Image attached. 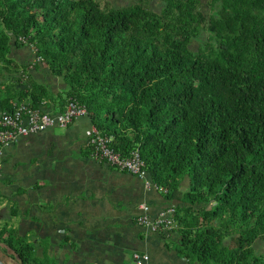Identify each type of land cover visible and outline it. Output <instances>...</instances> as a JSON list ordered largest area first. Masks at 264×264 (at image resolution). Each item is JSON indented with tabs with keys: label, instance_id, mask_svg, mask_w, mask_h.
I'll return each instance as SVG.
<instances>
[{
	"label": "trees",
	"instance_id": "obj_1",
	"mask_svg": "<svg viewBox=\"0 0 264 264\" xmlns=\"http://www.w3.org/2000/svg\"><path fill=\"white\" fill-rule=\"evenodd\" d=\"M162 1L155 11L0 0V113L77 99L115 150L138 149L154 184L179 200L172 231L188 264H264V0H207L208 10ZM24 45L66 83L60 94L23 76L10 53ZM0 249L50 264L6 221Z\"/></svg>",
	"mask_w": 264,
	"mask_h": 264
},
{
	"label": "crops",
	"instance_id": "obj_2",
	"mask_svg": "<svg viewBox=\"0 0 264 264\" xmlns=\"http://www.w3.org/2000/svg\"><path fill=\"white\" fill-rule=\"evenodd\" d=\"M10 56L25 78L46 84L55 95L66 88L32 47L13 46ZM65 103L47 100L43 109L58 113ZM93 126L86 115L67 127L20 136L5 147L0 227L6 221L50 264H133L135 252L147 253L148 264H188L176 250L177 232H150L138 222L141 203L156 217L179 200H169L148 171L141 177L93 158L88 143ZM189 185L185 176L181 190ZM12 253L0 249V259L21 264Z\"/></svg>",
	"mask_w": 264,
	"mask_h": 264
},
{
	"label": "built area",
	"instance_id": "obj_3",
	"mask_svg": "<svg viewBox=\"0 0 264 264\" xmlns=\"http://www.w3.org/2000/svg\"><path fill=\"white\" fill-rule=\"evenodd\" d=\"M86 115H88L86 106L75 98H69L64 109L58 113L42 111L26 102H16L13 104L12 111L1 112L0 175L4 164V149L18 137L28 136L55 126L67 127L75 119ZM89 131L88 143L93 158L141 177L147 173L138 149H134L128 155H123L112 147L113 137L102 134L96 126H93ZM139 206L143 212L138 216V222L148 231L168 233L174 229L176 225L175 206L164 209L156 217H150L147 204L141 203ZM133 259V264H148L150 257L147 253L135 252Z\"/></svg>",
	"mask_w": 264,
	"mask_h": 264
},
{
	"label": "rangeland",
	"instance_id": "obj_4",
	"mask_svg": "<svg viewBox=\"0 0 264 264\" xmlns=\"http://www.w3.org/2000/svg\"><path fill=\"white\" fill-rule=\"evenodd\" d=\"M207 0H202V4L205 7L206 10H208ZM98 2L101 4L102 7H119V6H128L135 3H142L145 6L154 9L155 11H160L163 7V1L162 0H98ZM207 40L206 35L200 34L194 41L192 47L194 49L198 48L199 46H202L204 42ZM8 73H6L7 75ZM5 75V74H4ZM5 77H3L0 74V80H4ZM257 251L263 252L264 251V240H258L255 243Z\"/></svg>",
	"mask_w": 264,
	"mask_h": 264
},
{
	"label": "water",
	"instance_id": "obj_5",
	"mask_svg": "<svg viewBox=\"0 0 264 264\" xmlns=\"http://www.w3.org/2000/svg\"><path fill=\"white\" fill-rule=\"evenodd\" d=\"M0 264H6V263H4V262L0 259Z\"/></svg>",
	"mask_w": 264,
	"mask_h": 264
}]
</instances>
